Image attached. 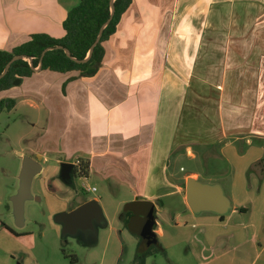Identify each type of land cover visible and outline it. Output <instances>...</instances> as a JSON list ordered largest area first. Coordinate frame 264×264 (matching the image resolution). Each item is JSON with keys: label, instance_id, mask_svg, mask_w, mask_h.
<instances>
[{"label": "crops", "instance_id": "1", "mask_svg": "<svg viewBox=\"0 0 264 264\" xmlns=\"http://www.w3.org/2000/svg\"><path fill=\"white\" fill-rule=\"evenodd\" d=\"M197 1L204 5L134 0L104 44L95 76L37 71L0 93V101L46 111L32 158L56 156L61 172L63 164L75 168L79 157L88 158V176L96 172L131 191L125 204L154 203L162 255H171L174 239L163 229L169 225L197 233L210 252L198 264H224L230 252L235 258L225 264H241L242 256L246 264H264V3ZM73 8L69 0H0V51L32 34L62 38ZM183 170L185 190L174 174ZM190 179L221 187L227 212L191 208ZM87 202L100 207L97 199L77 207ZM2 236L26 235L17 236L0 214ZM11 258L5 264H16Z\"/></svg>", "mask_w": 264, "mask_h": 264}, {"label": "rangeland", "instance_id": "2", "mask_svg": "<svg viewBox=\"0 0 264 264\" xmlns=\"http://www.w3.org/2000/svg\"><path fill=\"white\" fill-rule=\"evenodd\" d=\"M258 1L264 3V0ZM78 2L69 0L72 7H76ZM188 2L204 5L197 0ZM191 21L198 22V19ZM46 117L43 107L31 108L26 103L0 113L1 219L16 230L17 236L26 235L11 241L0 237V264L8 262L11 256L16 264H198L209 261L210 252L207 249L204 252L197 233L190 229L175 230L169 225L164 226L163 229L169 231V242L171 237L174 239L169 257L160 253L157 244H145L130 229L134 209L133 205L125 204L132 197L126 185L106 181L93 171L85 179L72 172L66 183L61 179V166L53 155L46 162H41L44 169L31 184L33 198L24 203L23 224H17L12 214L11 198L19 188L23 157H33V151L39 146V138L46 127ZM186 167L194 169L190 164ZM206 169L211 173V167L207 166ZM174 174L176 184L185 190L186 171H176ZM92 188L96 191H88ZM95 199L99 200L105 224H96L95 231L79 230L74 235H65L56 216L86 200ZM146 250L150 254L148 257L142 254ZM197 253L200 255L198 260L195 259ZM233 258L235 256L230 252L222 263ZM248 259L242 256L241 264H246Z\"/></svg>", "mask_w": 264, "mask_h": 264}, {"label": "trees", "instance_id": "3", "mask_svg": "<svg viewBox=\"0 0 264 264\" xmlns=\"http://www.w3.org/2000/svg\"><path fill=\"white\" fill-rule=\"evenodd\" d=\"M133 1L114 0L112 16V0H80L62 24L65 32L62 38H54L44 33L32 34L26 42L12 50L0 51V76L9 62L15 56H20V59L12 63L6 75L0 79V93L9 91L14 87L15 81L30 78L37 71L59 74L78 72L81 78L95 76L105 56L104 44L116 33L121 18ZM111 16L112 20L104 28L100 42L92 49L101 29ZM65 50H68L70 55ZM37 68L39 70H36ZM15 106L14 98L3 99L0 101V113L4 110L11 111ZM77 162L78 166L74 174L87 178L90 169L89 159L79 157ZM142 254L146 257L150 255L147 250Z\"/></svg>", "mask_w": 264, "mask_h": 264}, {"label": "water", "instance_id": "4", "mask_svg": "<svg viewBox=\"0 0 264 264\" xmlns=\"http://www.w3.org/2000/svg\"><path fill=\"white\" fill-rule=\"evenodd\" d=\"M114 0H112V16L114 13L113 7ZM111 18L107 21L105 26L101 29L100 34L94 43L92 49L100 42L104 28L111 22ZM62 49V47H58ZM48 51L45 50L43 56ZM65 52L69 54L68 50ZM91 54V53H90ZM42 56V58H43ZM20 56H15L7 65L4 73L0 76V79L4 77L9 70L12 63L19 60ZM87 60V59H86ZM36 70H39L37 68ZM20 80L14 82V86H19ZM42 158L37 156L36 158L24 157L22 170L19 175V189L17 194L12 198L15 219L20 226L23 224L24 216V203L27 200L32 199L31 184L35 176L42 171L41 166ZM74 166L72 164L65 163L62 165L61 177L62 179H70L72 176ZM186 200L188 205L196 210L215 211L219 214H225L229 209V199L224 195L221 187L203 185L193 179H190L186 183ZM133 205L134 216L132 218L130 229L133 234L138 235L148 245L158 244L156 234L153 231V217L155 211V205L152 202H137L130 204ZM102 212L101 208L96 202H87L72 210L70 213H61L56 216L57 223L62 225L63 233L65 235H74L79 230H95L96 224L102 225ZM89 229V230H90Z\"/></svg>", "mask_w": 264, "mask_h": 264}, {"label": "flooded vegetation", "instance_id": "5", "mask_svg": "<svg viewBox=\"0 0 264 264\" xmlns=\"http://www.w3.org/2000/svg\"><path fill=\"white\" fill-rule=\"evenodd\" d=\"M34 158H35V157H34ZM76 168H77V166L73 169V172L76 171ZM131 213H132V214H131V217H133V216H134V212H131ZM153 220H154V217H153ZM153 220H152V223L154 222ZM95 223H96V222H95ZM93 226H94V225L90 226L89 229H90V228H93ZM145 244H147L146 241H145Z\"/></svg>", "mask_w": 264, "mask_h": 264}, {"label": "built area", "instance_id": "6", "mask_svg": "<svg viewBox=\"0 0 264 264\" xmlns=\"http://www.w3.org/2000/svg\"><path fill=\"white\" fill-rule=\"evenodd\" d=\"M91 191H96V189L95 188H92V190Z\"/></svg>", "mask_w": 264, "mask_h": 264}]
</instances>
